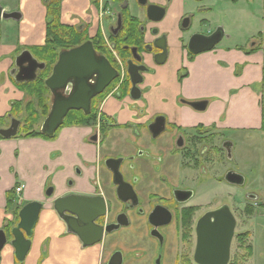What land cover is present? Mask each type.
<instances>
[{"label": "flooded vegetation", "instance_id": "flooded-vegetation-1", "mask_svg": "<svg viewBox=\"0 0 264 264\" xmlns=\"http://www.w3.org/2000/svg\"><path fill=\"white\" fill-rule=\"evenodd\" d=\"M96 1L98 3V20L100 22L97 33L101 32L108 54L99 52L95 46L94 48L98 54L105 55L108 58L113 67L117 69L118 76L104 92L92 99L89 113L72 109L67 113L64 122L72 111H81L84 114H90L95 111L96 121L90 125L68 126H64L63 122L52 136H28L27 133L33 130L43 133V122L49 115L57 96L47 88L48 91L45 96L49 109L46 114H42L38 97L19 86L22 83L38 81L41 73L48 65L46 60L39 59L30 49L21 47L13 55V62L7 71V77L16 90L24 92L25 95L21 99L10 100L7 110L0 115V130L8 129L13 123H16L17 131L14 136L9 138H5L0 134V140L17 137H44L48 140H54L59 136L61 130L66 127H92L94 132L90 135L89 141L93 140L98 143L99 149L103 144H106L107 148H109V153L103 159L100 158L99 165L95 164V166L98 167L99 174L101 173V165L107 170L108 175L106 176L105 184L110 187L109 192L113 198H109L101 187V176H98V179L94 181L95 191L93 193H70L61 197L69 195L102 196L106 201L107 210L97 220V223L104 226L103 231L98 242L85 245V242L88 243L94 240L95 231L86 233L85 225L82 226L83 228L78 225L79 229L82 228L85 238L83 240L75 233L73 225H67L54 208V201L57 198L50 199L53 192L52 187L48 188L47 193L45 192L43 200L26 202L23 199L25 185L17 182L11 190L7 191L5 210L11 217L4 219L0 229L6 230L9 234L11 229L19 224L20 211L29 202L40 201L43 206L33 234L30 237V250L21 262L14 255L15 263L27 264V260L34 248L37 227L46 205L49 204L62 223V237H74L81 251L98 246L101 255L99 264H112V257L116 254L118 257L121 254V264H125L127 260L130 264L133 259H140L148 255H155L153 256L154 264H200L195 260V253L199 243H211L210 240L203 239V237H207L211 229L226 231L233 224V237L227 264H255V262L264 257V250L259 243L260 239L256 240L258 235L261 237L264 234V223H258L261 226L259 228L261 230L254 225L253 220L255 221L259 218L261 210L254 208L253 204L256 203L258 206L262 203L261 205H264V197L253 190L247 189L244 176L229 167V161L233 159L234 142L228 134H233V130L226 127L222 120L190 119V122L182 124L181 120L173 119L166 113L149 114L145 108L138 106L139 102H145V92L142 87L146 82L147 76H155L157 68L169 58L170 49L167 34L162 33L159 26L165 19L167 9L160 5L161 3L158 0H148L149 4H155L165 9L163 19L153 21L148 18L146 7L142 6L137 0L138 7L143 8L146 14V19L142 23L138 17L131 14L129 0ZM112 4L119 6L117 7V12L111 8ZM126 13L140 21L139 28L143 34V46L142 48L126 46L125 48H129V52L124 57L117 49L115 42L112 41V36H117L123 32L125 27L124 14ZM119 18H121V25H119ZM109 19L114 20V23L106 31L105 23ZM192 20L193 16H187L183 19L182 28L185 32L190 31ZM204 21L206 22L207 20H202V23L206 24L207 22L205 23ZM75 27L85 29L89 34L87 27ZM218 29H221L224 35L222 27H217L214 30L210 29L208 30L209 34L204 35H211ZM154 30H157V32L154 33ZM161 36H165L167 55L165 61L159 64L154 59V56L160 54L162 50L155 47L154 42ZM192 36H189L184 47L189 60H194L199 54L205 53L192 54L189 52L188 42ZM148 47L151 49L148 50ZM25 50L30 51L39 62L45 63V67L37 71V75L33 80L17 81L15 79L17 75L21 77L31 75L29 71L19 74V69L16 67V58ZM134 50H136L137 55L141 56L140 61L134 59ZM59 53L48 77L59 59ZM129 60H134L135 63L147 67L146 71L141 72L143 75L142 82L137 85L140 89V97L138 99L131 96L132 81L128 72ZM187 74V69L182 67L179 80L182 81ZM183 75L184 77L180 79V76ZM47 78H45L44 84ZM68 94V91L60 93L62 96ZM108 97H114L119 101H125L128 98L131 101L130 107L137 113L131 123H117L113 116L105 113L104 104ZM182 102L195 109L196 112H204L209 103L207 99L187 101L184 98ZM195 102H206V105L202 109L195 108L191 105ZM30 104H33L34 108L41 114L39 121L32 128L28 122V107ZM117 131H128L130 135V138H125V142L128 144L124 142V146L120 149L115 145V142L112 143L110 141L111 133L113 132L112 136H114ZM260 131L264 132L262 126ZM127 138L129 141L126 140ZM111 159H113V162L108 165L107 161ZM114 167H118L115 172L113 170ZM235 175L242 178V183L234 181ZM69 183L72 184L73 180H69ZM232 186H237L241 190L236 192ZM10 194H12L13 202L11 205L8 198ZM236 200H242L241 202L244 203V206H235ZM107 226L111 228L109 231ZM122 229L132 230L128 233L121 232L119 235L120 239H117L118 237L115 235ZM11 240L12 236L9 234L8 243L4 249L7 246H11L9 244ZM51 241L50 236L45 237L41 241L37 264H43L51 256L49 248ZM212 242L220 244V241L217 240ZM131 243L137 246L140 244L146 246L141 257H132L133 255L131 254H128L129 257L125 255V250H131H129ZM110 246H114V249L108 251Z\"/></svg>", "mask_w": 264, "mask_h": 264}, {"label": "crops", "instance_id": "crops-1", "mask_svg": "<svg viewBox=\"0 0 264 264\" xmlns=\"http://www.w3.org/2000/svg\"><path fill=\"white\" fill-rule=\"evenodd\" d=\"M167 9L165 19L159 24L167 34L169 58L157 68L155 76H147L143 85L145 102L138 106L149 114L166 113L179 119L182 124L197 120H222L233 132L260 130L264 116V0H158ZM192 1V2H191ZM197 1V2H196ZM47 0H0L7 12L17 11L19 20L1 22L0 40V115L8 108L10 100L21 99L24 92L16 90L7 77L13 55L24 47L35 53L34 48L46 40ZM96 0H63L61 20L64 24L87 27L90 36L99 30ZM118 5L111 8L117 12ZM131 14L144 23L145 10L138 7L137 0H129ZM199 11L206 25L222 27L223 38L209 52L189 60L184 49L187 42L182 28L185 17ZM218 15L222 17L219 18ZM216 16V17H215ZM213 18V19H212ZM3 21V20H2ZM235 21H240L235 24ZM256 22L255 25H248ZM114 20H107L106 31ZM246 23V24H245ZM4 25V26H3ZM211 27L208 29L210 30ZM247 36L244 44L238 38ZM188 74L179 80L181 68ZM180 71V72H179ZM208 100L204 112L182 102ZM255 110V124L248 126L246 120L249 103ZM131 101H119L108 97L104 111L120 124L131 123L137 113L130 107ZM92 127H66L54 140L44 137H17L0 140V227L6 213V194L17 182L25 185L24 201L43 200L49 187L53 188L50 199L70 193H93L94 181L98 179L99 145L89 141ZM90 168V169H89ZM77 170H79L77 172ZM69 180H73L70 184ZM63 226L51 206L46 205L37 227L35 244L27 264H37L41 241L50 236L51 258H75L79 264H99L98 246L86 251L79 249L72 236L62 237ZM94 252L91 259L82 255ZM1 264H16L14 249L7 246ZM49 257V258H50Z\"/></svg>", "mask_w": 264, "mask_h": 264}, {"label": "water", "instance_id": "water-1", "mask_svg": "<svg viewBox=\"0 0 264 264\" xmlns=\"http://www.w3.org/2000/svg\"><path fill=\"white\" fill-rule=\"evenodd\" d=\"M138 1L142 6L146 7L149 19L153 21L163 19L165 14L163 7L149 4L148 0ZM20 17L21 14L19 12H7L0 5V40L2 20H19ZM119 25H121V18H119ZM156 32L157 30H154V33ZM222 35L221 29H218L211 35L194 34L188 42V50L192 54L210 51L220 42ZM154 46L162 50L160 54L154 56L156 62L161 64L165 61L167 55L165 36L157 38ZM150 49L148 47V50ZM134 53V59L140 61L141 56L137 55L136 50H134ZM16 67L19 69V74L22 72H31V75L27 77L17 75L15 77L17 81H31L35 79L38 70L44 69L45 63L39 62L30 51L25 50L16 58ZM146 70V66L139 65L134 60L128 61V72L132 81L131 96L135 99L140 97V89L137 85L143 80L141 72ZM117 76V69L113 67L105 55L96 52L91 40L74 48L60 51L59 59L54 65L51 75L45 81L47 88L57 98L49 115L43 122L42 132L48 136L54 135L56 130L63 124L67 113L72 109L83 110L85 113H89L92 99L96 95L104 92ZM62 91H68L69 94L62 96L60 95ZM191 105L195 108L202 109L205 107L206 102H195ZM16 131L17 125L13 123L8 129H1L0 134L5 138H9L14 136ZM112 160L107 161L108 165L113 162ZM116 164L118 165L117 162ZM117 169L118 167H114V172ZM234 181L242 183V178L236 176ZM42 206L43 203L40 201H33L26 204L20 211L19 224L9 232L12 236L9 244L13 247L14 255L20 262L25 259L30 250V237L39 219ZM54 208L68 226H74L75 233L81 239H85L82 233L83 225H85L86 233L95 231L96 236L94 240L88 243L85 242V245L99 241L104 226L97 223V220L107 210L106 201L102 196L69 195L60 197L54 201ZM78 225L82 228L79 229L80 227ZM110 229L107 226V230L109 231ZM233 230L234 224L226 231L209 230V235L203 237V239L210 240L211 243H199L195 253L196 262L200 264H227ZM9 234L6 230L0 229V261L1 252L8 243ZM213 240L220 241V244H215V242H212ZM116 255L112 257V264H121V254L119 257Z\"/></svg>", "mask_w": 264, "mask_h": 264}, {"label": "rangeland", "instance_id": "rangeland-1", "mask_svg": "<svg viewBox=\"0 0 264 264\" xmlns=\"http://www.w3.org/2000/svg\"><path fill=\"white\" fill-rule=\"evenodd\" d=\"M192 15H193V20L191 24L192 27L190 31H187L186 38L196 33L209 34L208 29L210 27H211V30H214L215 28L219 27V26H215L216 24H214V22H212L211 25H206L202 23L203 16L199 14V11H195ZM218 17L221 18L222 16L218 15ZM5 22L6 21L3 20L2 24H5ZM234 23L239 24L240 21H235ZM255 24L256 22H251L248 25L250 26V25H255ZM247 40H248L247 36L243 35L242 38L237 39V42H239L240 44H244ZM3 106L4 104H0V107H3ZM247 107H248V112H247L248 115L245 121H247L248 126H254L255 110H254L252 102H250L249 105H247ZM112 134L113 132L111 133L110 141L112 143L115 142L116 143L115 145L119 149L122 148L124 144L126 143L125 138L126 137L130 138L128 131H117V134L114 136H112ZM228 136H230L234 142V146L232 150L233 159L229 161V167H231L235 171H238L240 174L244 176L247 189L253 190L254 192L264 197V132L257 130V129H252V130H246V131H240V132L239 131L233 132V134H228ZM128 138L126 139L127 141H129ZM107 153H109V148H107L106 144H103L99 151L100 158L103 159L104 156L107 155ZM100 172H101L99 174V177L101 176L100 185L104 189V191L107 193L108 197L112 199L113 198L112 194L109 192L110 187L108 186V184L107 185L105 184V179H106V176L108 175V172L102 165L100 167ZM232 188L236 192L237 190H241L237 186H232ZM47 192H48V189L46 190V193ZM241 201L236 200L234 205L244 206V203H242ZM261 204L258 206L256 203L253 204L254 208H259L261 210L260 211L261 215L259 216V218H257V220L255 221L253 220L254 225H256L258 229L261 228L260 224L258 223L259 222L264 223V205H261ZM263 229H264V224H263ZM130 230L132 229H122L115 236L118 237L117 239H120L119 235L121 232L128 233ZM256 240H259L260 247L264 250V234L261 237H259L258 235ZM110 249L113 250L114 246H110L108 251H110ZM145 249H146V246L144 244H140L139 246L132 244L129 246L130 251L125 250V255L128 256V254L129 255L131 254L133 255L132 257L134 256L141 257ZM93 253L94 252L82 255L83 260H87L89 258L91 259V256L93 255ZM153 256L148 255V256L141 257L140 259H136V260L133 259L132 263L130 264H154ZM43 264H79V263L76 261L75 258L70 259L67 257V258L59 259L56 257L54 258L50 257V258H47L43 262ZM125 264H129L128 260L125 262ZM255 264H264V257L261 258L259 261L255 262Z\"/></svg>", "mask_w": 264, "mask_h": 264}, {"label": "trees", "instance_id": "trees-1", "mask_svg": "<svg viewBox=\"0 0 264 264\" xmlns=\"http://www.w3.org/2000/svg\"><path fill=\"white\" fill-rule=\"evenodd\" d=\"M119 1V0H118ZM47 23H46V40L45 43L37 48H34L35 54L41 60L47 61V68L41 73L39 80L31 83H22L19 86L23 90H27L32 95H36L41 106L42 114H46L49 106L46 102L47 87L44 84L45 78L51 72L52 65L56 62L58 58V53L62 49H71L84 42L91 40L99 52H104L108 54L103 36L99 31L96 36L90 37L87 30L78 29L75 26L67 25L62 23V2L61 0H47ZM125 16V27L123 32L117 36H112V41L115 42L117 49L122 56L126 57L129 52V48L126 46H138L142 48L143 46V34L139 28L140 21L137 18H133L128 13ZM184 77L180 76V79ZM127 90V89H126ZM125 90V91H126ZM28 122L31 128L33 125L39 121L40 112L34 108L33 104L28 107ZM96 121V112H91L90 114H84L81 111H72L64 122V126L68 125H90ZM264 130V116L263 125ZM28 136L41 135L48 137L47 135L40 133L36 130L27 133ZM9 204L12 202V194L8 196Z\"/></svg>", "mask_w": 264, "mask_h": 264}, {"label": "built area", "instance_id": "built-area-1", "mask_svg": "<svg viewBox=\"0 0 264 264\" xmlns=\"http://www.w3.org/2000/svg\"><path fill=\"white\" fill-rule=\"evenodd\" d=\"M18 190H20V188H18Z\"/></svg>", "mask_w": 264, "mask_h": 264}]
</instances>
